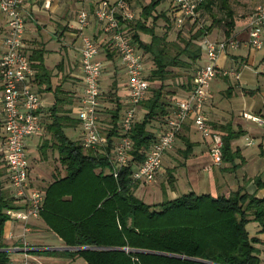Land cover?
Segmentation results:
<instances>
[{
  "label": "trees",
  "instance_id": "16d2710c",
  "mask_svg": "<svg viewBox=\"0 0 264 264\" xmlns=\"http://www.w3.org/2000/svg\"><path fill=\"white\" fill-rule=\"evenodd\" d=\"M125 1L128 3L129 0ZM213 1L203 0L197 14L186 18L178 28L173 25L171 7L157 14L151 13L158 0H148L138 15L124 22L130 39L148 58L149 69L145 78L149 83L153 80L159 83L149 85L146 96L138 102L143 113L135 119L129 132L132 141L130 159L119 168L116 176L105 169H109L110 136L117 134L121 105L118 97L115 95L113 99L109 116L112 122L105 131L107 142L102 151L84 149L79 142L67 138L60 125L62 117L55 114V148L65 173L44 187L38 215L65 245L91 246L55 252L80 256L85 264H208L188 257L205 259L213 264H262L254 245L258 238L248 236L245 223L252 219L257 222L259 231L264 230V195L258 197L239 189L227 195L188 190L148 203L133 193L136 181L129 177L132 166L143 159L155 138L147 125L150 121H159L161 128L175 101L172 97L175 90L163 86V80L171 73L169 67L194 64L191 76L180 87L188 89L202 55L200 40L212 24L196 26L187 37L179 36L181 44L168 39L166 31L173 28L177 32L187 23L192 29L200 10H209ZM218 7L223 9V15L212 18V21L220 25L224 37H227L234 25L233 13L226 0H220ZM148 17L150 23L146 22ZM158 17L167 27L162 33L153 27L152 22ZM139 32L148 33V39H141ZM36 51L33 50L28 57L38 61L39 74H44L46 72L42 71L40 64L41 51ZM219 128L221 159L231 161L238 153L230 141L241 130L232 128L229 123L221 124ZM258 149L259 155L264 157V144H259ZM255 184L264 186V180L256 178ZM18 207L20 204L14 202L12 195L0 192V264L8 263L2 232L9 216L4 210Z\"/></svg>",
  "mask_w": 264,
  "mask_h": 264
},
{
  "label": "crops",
  "instance_id": "0c3cea01",
  "mask_svg": "<svg viewBox=\"0 0 264 264\" xmlns=\"http://www.w3.org/2000/svg\"><path fill=\"white\" fill-rule=\"evenodd\" d=\"M96 3L97 0H51L50 4L44 7L42 0H24V6L28 11L23 33L24 48L28 55L33 50L41 51L40 64L42 71L46 72L39 74L36 67L38 61L29 59L32 68V85L40 97L38 109L40 127L24 138L27 183L29 187L38 189L42 193L50 181L65 173L64 165L59 161L55 148L53 132L55 114L62 117L60 125L65 136L80 143L81 129L76 118V112L81 91L79 64V35L81 32L90 35L97 43L96 58L101 62V68L107 69V71L101 70L99 76L101 77L102 73L106 72L107 80H110L111 84L113 83V90L120 103L125 100L126 74L110 40L100 30L98 22L91 17L88 25L80 31L76 27V10L85 8L90 11ZM245 24L246 19L244 18L234 19L233 28L227 37L236 38L239 45L236 48L226 49L216 58L218 70L234 68L238 72V77L221 75L217 72L211 78L214 83L209 82L206 86L204 102V115L212 131L220 134L219 125L225 123H229L234 129L241 130L240 135L243 134L242 143H237V137L230 141L231 147L237 148V156L231 161L221 159L216 164L215 169H211L207 175H202L200 169H210L201 163L202 156H200L201 142L204 143L208 153L206 140L195 128L190 118H187L178 132L180 136L182 135L185 144L180 147H184L183 150L187 154L182 161L179 160V164H183L185 167L184 175L188 174L196 187L204 183L207 184L213 192L210 193L212 195H227L235 189L252 193L258 197L264 195V186L255 184L256 178L260 181L264 180V157L258 153L259 144H264V123L259 124L243 115L244 113L249 116H258L264 121V69L262 66L264 44L260 49H254L247 44ZM4 27V18L0 14V51ZM207 33L209 37L215 39L224 37L221 30H211ZM262 35L264 41V31ZM100 50H103L102 54L99 53ZM113 55L116 58L115 63L120 67L119 70H115V68L110 70L106 66L111 62ZM217 79H219V83ZM99 86L103 90L100 81ZM186 90L180 89L172 94V97L174 99L181 98L185 95ZM120 91L123 92L121 96L117 94ZM221 96L225 97L223 101L218 99ZM109 103L111 102L100 99L98 122L102 124L101 127L108 126L109 128L111 126V123L108 122L107 113L103 109L108 107ZM1 120L0 101V192H3V189H8L12 195L8 184L6 164L1 151L4 135ZM158 125L150 128L155 137L160 130ZM252 130L255 132L253 133ZM195 133H198L200 137L194 136ZM177 136L175 140L178 139ZM115 137L116 134L110 136V146ZM247 140H250L251 143L247 144ZM254 141L255 149H248L247 146ZM94 149L102 151L104 145H98ZM110 152L111 148L107 153L108 160ZM171 155V150H167L161 159V161L171 160V166L160 165L153 179L149 182H135L133 193L136 196L142 200L153 196L155 190L146 184L160 178L163 171L170 172L173 180L177 178L173 173L177 164L172 163L176 156ZM189 190L193 189L190 188ZM169 194L168 198L176 196L177 193L171 189ZM14 202L18 203L15 200ZM252 228L251 232L246 229L248 236L257 237L258 241L254 245L258 252H264V230H258L259 226L256 221H254ZM22 239L28 240V249L26 250H23ZM2 241L6 244L4 249L8 251L7 264H22L24 253L29 257L32 264H85V260L80 256H66L55 252V250L70 248L66 247L68 245L63 243L61 238L47 226L40 216L30 217L25 221L14 218L6 219L3 224ZM258 252L257 254H259Z\"/></svg>",
  "mask_w": 264,
  "mask_h": 264
},
{
  "label": "built area",
  "instance_id": "2783aa9c",
  "mask_svg": "<svg viewBox=\"0 0 264 264\" xmlns=\"http://www.w3.org/2000/svg\"><path fill=\"white\" fill-rule=\"evenodd\" d=\"M202 1L171 0L173 25L178 28L186 18H193ZM50 2L51 0H42V5L47 7ZM0 14L4 18L5 26L0 51L1 128L4 132L1 151L12 196L20 204L18 208H7L4 211L9 218L25 221L30 217L39 216L38 210L43 197L40 190L28 186L24 150V138L40 127L38 111L40 97L32 85V68L23 42L24 25L28 15L24 0H0ZM134 15L125 0H97L92 10L78 8L75 12L76 27L79 31L88 25L91 17L98 22L100 30L110 40L126 74L125 100L108 160L107 171L113 176H116L119 168L125 166L130 159L132 141L129 132L136 119L138 102L146 96L150 85L145 78L143 54L130 39L124 26V22L133 19ZM245 26L247 44L254 49H260L264 44L263 4L253 7L247 16ZM238 45L239 41L233 37L215 39L204 35L201 38L202 59L195 69L191 86L183 97L175 99L170 113L165 116L143 159L132 166L130 179L138 182H149L153 179L161 165L162 155L172 147L187 118L191 119L206 140L211 162L218 164L221 161L220 134L211 130L204 115L205 90L209 80L217 72L238 77V72L234 68L218 70L216 67L218 54ZM97 50L96 41L90 35L81 32L79 45L81 91L76 118L81 129L80 145L83 148H94L107 142L98 122L102 89L99 86L101 62L96 58ZM262 66L264 69V61ZM243 115L259 124L264 123L258 116L244 113ZM246 143L249 144L251 141L247 140ZM27 246L26 240L22 239L23 250L28 249ZM22 264H32L26 253Z\"/></svg>",
  "mask_w": 264,
  "mask_h": 264
},
{
  "label": "rangeland",
  "instance_id": "374dc122",
  "mask_svg": "<svg viewBox=\"0 0 264 264\" xmlns=\"http://www.w3.org/2000/svg\"><path fill=\"white\" fill-rule=\"evenodd\" d=\"M148 0H129L128 1V8L134 12V14L138 15L140 8L143 4H145ZM220 0H214L213 3L210 5V9L206 10V9H201L199 14L196 16L195 18V24L193 26L192 29H189V23L186 24V26L175 32V30L172 28L168 31H166V36L168 39H173L175 42L180 43L181 41L179 40V36L181 37H187L190 33L193 32V29L196 28V26H205L206 24H208L209 22H211L212 26L211 28L207 31H219L220 30V25L216 22V21H212V18H218L220 16L223 15V9L218 7ZM228 7L230 8V10L233 13V17L234 19H247V16L249 15V13L252 11L253 7L257 4H263L264 5V0H226ZM171 0H158L157 5L153 8V10L151 11V13H155L157 14L159 11L161 10H168L171 7ZM150 17H148L146 19L147 23H150ZM153 23V27L155 29L156 32L158 33H162L164 32V29L166 30L167 27H165L163 20L161 17H158L154 20ZM176 33L178 34V36L176 37ZM206 36H208V33H205ZM139 36L141 39L143 40H147L149 35L148 33H143V32H139ZM209 37V36H208ZM80 38V35H79ZM200 38H198L199 41ZM103 52V50H100L99 53ZM116 58L113 55V58L111 60V62L109 64H107L106 66L111 70V68H115V70H119L120 67L119 65H117L115 63ZM148 58H146L145 56L143 57V69H144V73L147 74L148 69H149V64H148ZM171 69V73L169 75H167V77L163 80V86L165 87V89H172L175 90V92L180 90L181 84L185 83V80L188 78V76H191L192 72H193V68H194V64H191L188 67H169ZM101 70L103 71H107V69L105 70V68H101ZM116 74V72H115ZM219 79H217L218 82ZM99 81L101 83V85L103 86V90L101 92V98L103 100L106 101H110L111 103H109L110 105H108V107H104V111L107 113V117L109 118L110 116V110L113 109L114 106V97H115V91L113 90V83L111 84L110 80H107V76H106V72H103L101 77L99 76ZM209 82H213V79H210ZM159 82L157 80H153L150 82V86H155L157 85ZM219 83V82H218ZM118 95H122L123 92H117ZM166 98H169V96H167ZM218 99H220L221 101H223V99H225L224 96L219 97ZM122 105H120V110L119 113L121 112L122 106H123V102H121ZM224 103V102H223ZM143 113L142 109H138L135 113V118H139L141 117ZM109 123H111L112 121L109 120ZM159 123V121H150V123L147 125L148 128L157 126ZM100 126V130L105 133L104 131H106V128H108V126L105 127H101L102 124L99 123ZM253 133L255 132V130H252ZM248 135V134H247ZM182 136V135H181ZM180 136V134H178V139L174 140V143L172 145V147L169 149L171 150V156H176V159H174L172 161V163H176L177 166H175L174 168V174L176 175V179L173 180V178L171 177V173L168 171H163L162 176L160 178L155 179V181H153L152 183H147L146 186L154 189V195L150 196V198H143L144 201H149L148 203H156L158 201H160L161 199L167 197L168 195H170V191L171 189H174L175 193H177L176 195H179L181 193L187 192L190 188L193 189L196 192H208V193H213L208 187L207 184H202L201 186H194L192 183V180L190 178V176L188 174L184 175V169L185 167L183 166V164H179V160L182 161L187 154L186 152L183 150L184 147H180V146H184V142L182 137ZM197 138H199V134L195 133V135ZM237 143H242L243 141V134L242 135H238L237 136ZM255 141L252 142L251 145H248L247 148L250 150H254L255 149ZM201 146V155L202 156V164L206 165L207 167H209L210 169L207 170H201L202 175H207L211 169H215L216 168V164H213L210 160L209 154L206 152V147L204 145L203 142L200 143ZM170 152V151H169ZM190 156V155H189ZM161 165L165 166H171V160L169 159H165L163 161H161ZM107 171V170H106ZM173 181V182H172ZM172 183V184H171ZM200 184L202 182H199ZM190 187V188H189ZM3 193L7 196L10 195V190L8 189H3ZM254 223V220H247L245 223V228L251 232L252 225ZM26 240V239H25ZM27 244H28V240H26ZM258 256L262 261V264H264V252L263 251H259L258 252ZM41 264H47V263H41ZM72 264V263H71ZM74 264V263H73Z\"/></svg>",
  "mask_w": 264,
  "mask_h": 264
},
{
  "label": "water",
  "instance_id": "95a60500",
  "mask_svg": "<svg viewBox=\"0 0 264 264\" xmlns=\"http://www.w3.org/2000/svg\"><path fill=\"white\" fill-rule=\"evenodd\" d=\"M67 248H70V249H76V248H85V247H91V246H86V245H77V246H66ZM115 248H123V249H126L125 247H115ZM192 260H195V261H201V262H205V263H208V264H213L212 262L208 261V260H205V259H200V258H196V257H188Z\"/></svg>",
  "mask_w": 264,
  "mask_h": 264
}]
</instances>
